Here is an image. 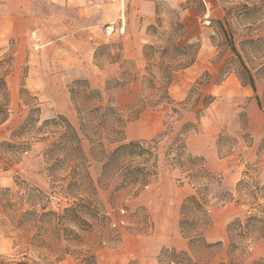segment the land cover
<instances>
[{
    "label": "rangeland",
    "instance_id": "obj_1",
    "mask_svg": "<svg viewBox=\"0 0 264 264\" xmlns=\"http://www.w3.org/2000/svg\"><path fill=\"white\" fill-rule=\"evenodd\" d=\"M151 1L152 20L142 27L145 41L136 57L133 52L132 57H125L123 39L141 28L136 0H117L121 18L112 25H119L122 32L106 34L110 24L99 26L95 31L105 38L91 45L87 34L94 30L83 26L84 20L74 8L50 0L21 4L19 0H0V59L10 64L5 77L8 114L0 122V264L38 261L41 251L31 245L37 224L34 217H25V212L39 213L42 207L57 211L81 200L95 201L92 215L98 219L109 216L114 222L110 227L120 236L119 240L110 238L107 230L100 231L98 220L88 218L97 227L92 236L97 240L91 248L97 264H162L164 251L187 250V240L178 227L179 207L193 189L177 181V171H162L143 189L115 190L113 177L109 183L100 177L98 153L94 151L95 159L89 155L91 141L101 132L89 126L87 103L82 99L88 85L100 92V104L112 100L126 118L133 97L142 94L143 46L151 42L163 45L160 33L168 32L174 10L179 11L190 42L199 44L193 64L175 71L168 87L174 102L188 99V106L177 107L179 116L171 112V105L145 108L126 123L125 141L154 138L167 125H172L175 133L183 123H192L194 130L185 137V150L203 159L206 168L220 178L218 191L223 192L233 193L246 168L263 161L264 44L256 47V53L250 48L248 57L241 52L253 68L254 93L237 77L236 57L217 22L240 50V41L264 37V0H193L183 10L180 6L188 0ZM159 20L162 27L153 36L148 27ZM33 31L40 37L38 48L30 37ZM199 81L206 83L198 85ZM195 87L198 91L191 94ZM255 95L262 100L261 108ZM60 116L83 138L80 144L86 162L68 156L58 146L64 132ZM166 140V136L159 139L160 150ZM259 165L264 166L262 162ZM244 212L245 207L234 202L211 199V225L204 238L208 243L222 242L214 261L226 259V225ZM258 258L264 260V241L249 250L248 262Z\"/></svg>",
    "mask_w": 264,
    "mask_h": 264
},
{
    "label": "trees",
    "instance_id": "obj_2",
    "mask_svg": "<svg viewBox=\"0 0 264 264\" xmlns=\"http://www.w3.org/2000/svg\"><path fill=\"white\" fill-rule=\"evenodd\" d=\"M192 2L193 0L186 1L180 9L188 8ZM172 12L174 19L169 23L168 32L163 30L160 33L164 38L163 45L151 42L143 46L142 54L146 66L145 75L142 77V94L133 97L126 118L121 109L113 105L112 100L102 105L100 92L90 89L88 85L85 87L82 99L87 103L89 126L98 128L101 132L95 141L87 137V140L91 141L89 155L95 159L94 151L98 153L101 163L100 177H103L107 183L113 177V181H116L114 189L117 191L127 188L143 189L153 183L162 171H177V181L181 184L186 183L193 189V193L185 197L179 207L178 227L181 235L187 240V250L164 251L160 260L162 264H264L261 258L248 262L250 248L264 241V166L259 165L260 162L264 164V159L246 168L242 177L236 182L233 193L223 192L218 191L220 178L206 168L203 159L192 156L185 150V137L194 130L192 123H183L175 133L172 125H167L164 131L148 140L125 141L123 137L126 123L136 118L145 108L154 109L171 105V112L179 116L177 107L185 109L188 106V99L184 102H174L168 93V87L175 71L193 64L199 44L190 42L185 24L179 17V11ZM217 23L228 48L236 57L234 71L237 77L243 85L250 86L255 93L253 68L243 60L241 52L247 57L248 50L252 47L251 51L258 52L256 47L264 44V37L240 41V50H238L232 35L225 33L220 21ZM161 27L162 23L159 20L156 26L150 25L148 30H152L154 36L156 30ZM9 65L7 60L0 59V122L4 121L8 114V90L5 77ZM205 83L206 81L197 82L198 85ZM195 91H198L197 87L191 89L190 93ZM70 93L76 107L75 94L73 91ZM208 98L212 100L213 97ZM255 100L257 106L261 108L262 100L257 95ZM203 104L206 105L207 101ZM196 112L199 113L200 110ZM58 119L61 127L64 128L58 146L68 156L86 162L87 158L80 144L83 138L78 136V131L64 117L60 116ZM79 130L82 132V129ZM165 136L167 145L164 146V150H160L159 139ZM110 145L114 147L108 150L107 147ZM260 153L264 156V148ZM96 159L98 160V157ZM211 199L223 203L234 202L245 207L243 216L234 217L226 225V259L218 262L214 261V258L219 253L222 242L208 243L204 238L205 232L211 225L209 215ZM95 207V201L81 200L57 211H44L45 207H42L39 213L25 212L24 216L34 217L37 224L31 245L42 254L40 253L38 261L34 264H60L67 259L70 260L67 264H97L95 254L91 250L97 240L92 238L97 227L89 223L88 218L98 220V228L102 232L107 230L106 234L108 233L110 238L119 240L120 236L115 228L110 227L114 222L109 216L103 215L98 219L97 215H92ZM117 221L122 222V219ZM104 236L107 235H103V238ZM101 239L102 237L98 241ZM51 257L54 259L49 261Z\"/></svg>",
    "mask_w": 264,
    "mask_h": 264
},
{
    "label": "crops",
    "instance_id": "obj_3",
    "mask_svg": "<svg viewBox=\"0 0 264 264\" xmlns=\"http://www.w3.org/2000/svg\"><path fill=\"white\" fill-rule=\"evenodd\" d=\"M25 3L26 0H19ZM51 3L71 7L74 8L77 14L79 15L81 20L83 21V26L88 27L93 31L92 34H87L88 43L91 45L92 43L102 42L104 40V36H100L96 33L95 29L99 26H105L107 24H112L116 20L119 21L121 18L118 15V2L117 0H50ZM14 2V1H13ZM137 7L139 8V12L141 17V28L137 29L136 32H133L132 35H129L127 39H123L121 45V52L125 57H132L130 53L133 52L136 57V53L138 54L141 43L144 42V28L146 25L150 23L152 20V9L153 2L151 0H136ZM20 9V8H19ZM115 32H122V29L119 25L114 27Z\"/></svg>",
    "mask_w": 264,
    "mask_h": 264
},
{
    "label": "built area",
    "instance_id": "obj_4",
    "mask_svg": "<svg viewBox=\"0 0 264 264\" xmlns=\"http://www.w3.org/2000/svg\"><path fill=\"white\" fill-rule=\"evenodd\" d=\"M114 27L112 24H110L109 26L106 27L105 32L106 34H111L114 31ZM31 40L33 42V45L35 48H38L40 46V37L38 36V34L36 33V31L31 32Z\"/></svg>",
    "mask_w": 264,
    "mask_h": 264
}]
</instances>
